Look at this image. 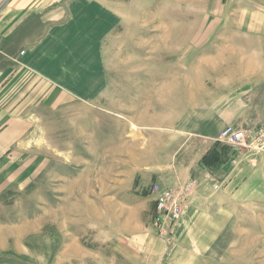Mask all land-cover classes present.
Wrapping results in <instances>:
<instances>
[{
	"label": "rangeland",
	"instance_id": "rangeland-1",
	"mask_svg": "<svg viewBox=\"0 0 264 264\" xmlns=\"http://www.w3.org/2000/svg\"><path fill=\"white\" fill-rule=\"evenodd\" d=\"M195 2L106 0L114 25L102 40L104 70L94 92L51 108L38 104L31 121L0 126V264H110L109 227L123 229L132 217L158 238H172L179 220L169 232L171 222H162L160 234L151 203L174 204L182 215L200 187L226 188L235 180L228 173L240 166V180L249 178L230 200L227 226L211 248L213 264H264V72H245L256 85L245 87L243 99L238 88L228 95L244 100L240 125L230 126L236 144L219 141L229 126L185 134L195 124L186 110L196 106V127L212 130L219 111L209 108L207 122L201 116L207 99L234 91L226 86L229 56L221 54L227 42L220 33L237 30V22H224L225 0ZM156 97L174 122L153 119L147 104ZM212 154L219 162L204 167ZM196 163L203 169L198 180L188 173Z\"/></svg>",
	"mask_w": 264,
	"mask_h": 264
},
{
	"label": "crops",
	"instance_id": "crops-1",
	"mask_svg": "<svg viewBox=\"0 0 264 264\" xmlns=\"http://www.w3.org/2000/svg\"><path fill=\"white\" fill-rule=\"evenodd\" d=\"M225 5L228 9L224 22H237V30L224 27L220 33L227 42L226 47H220L221 54L229 56L226 86L234 91L220 89L209 97L215 101L207 99V114L199 115L208 122L212 119L208 109L219 111L215 116L220 125L212 130L196 127V106L186 110L188 116L193 115L195 123L193 130L185 132L188 135L206 136L226 126H239L243 115H240V103L244 100L230 99L228 95L234 97L238 88L243 99L245 87L256 85L245 79V72H264V2L225 0ZM0 6L1 127L12 129L13 118L27 116L31 121L36 117L38 104L41 109L51 108L52 104L69 97L82 100L94 92L104 70L102 40L110 36L108 33L114 25V22L108 24L109 19H114L107 10L106 0H0ZM111 13L113 15V11ZM207 37L210 39L212 34L203 39ZM155 99L151 105L147 104L151 109L147 113L149 111L154 120L165 117L174 122L176 115L169 113L171 109L164 111L161 99ZM243 113L245 115V110ZM190 141L192 145L194 142ZM173 164L178 168L183 166L179 160H173ZM241 167L228 173L229 177L225 175L235 180L216 193L209 182L201 185L179 218L172 238H158L151 226H143L138 219L134 223L132 217L124 219L123 229L116 225L109 227L106 242L112 257L110 264H213L211 248L227 226L230 200L236 199L240 182L249 178L243 174L240 180ZM202 172L196 163L188 173L195 180ZM231 187L238 190L232 193ZM151 205L154 212L155 204ZM61 249L64 251L63 245Z\"/></svg>",
	"mask_w": 264,
	"mask_h": 264
},
{
	"label": "built area",
	"instance_id": "built-area-1",
	"mask_svg": "<svg viewBox=\"0 0 264 264\" xmlns=\"http://www.w3.org/2000/svg\"><path fill=\"white\" fill-rule=\"evenodd\" d=\"M234 130L235 129H233V127H227L225 130H223L220 133L219 141L221 143L224 142V143H229V144H236V141H235L236 136H234V135L238 134V133H235ZM258 137H259V135L255 134L252 138L254 140L256 139V141H257ZM260 137H263V141H264V135H260ZM240 145L244 146L243 143H240ZM235 158H237V156ZM157 202H158L157 208L155 206V214H154L155 215L154 218H157V220H156V225H154V226L158 229L160 234H163L164 230H163V223L162 222H166V221L171 222V224L167 227L168 232H169L170 228L172 226L173 227L175 226V224L177 223V221L179 220L181 215H180V212L177 210V208L174 206V204H173L172 209H168V208H166L165 203L162 200L159 201V199H158ZM160 212H161V214H160Z\"/></svg>",
	"mask_w": 264,
	"mask_h": 264
},
{
	"label": "trees",
	"instance_id": "trees-1",
	"mask_svg": "<svg viewBox=\"0 0 264 264\" xmlns=\"http://www.w3.org/2000/svg\"><path fill=\"white\" fill-rule=\"evenodd\" d=\"M214 162H219V158H218V156L217 155H215V154H212V155H210V156H207L205 159H204V167H206V166H209L210 165V167H212V165H213V163ZM221 163V162H220Z\"/></svg>",
	"mask_w": 264,
	"mask_h": 264
},
{
	"label": "bare ground",
	"instance_id": "bare-ground-1",
	"mask_svg": "<svg viewBox=\"0 0 264 264\" xmlns=\"http://www.w3.org/2000/svg\"><path fill=\"white\" fill-rule=\"evenodd\" d=\"M230 127V126H229ZM154 213V212H153Z\"/></svg>",
	"mask_w": 264,
	"mask_h": 264
}]
</instances>
